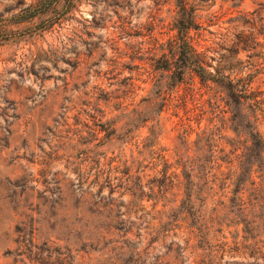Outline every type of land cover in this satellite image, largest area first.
I'll use <instances>...</instances> for the list:
<instances>
[{
    "label": "rangeland",
    "instance_id": "374dc122",
    "mask_svg": "<svg viewBox=\"0 0 264 264\" xmlns=\"http://www.w3.org/2000/svg\"><path fill=\"white\" fill-rule=\"evenodd\" d=\"M182 5L205 67L258 103L159 68ZM248 115L264 135V0H0V264H264L218 196L204 238L158 189Z\"/></svg>",
    "mask_w": 264,
    "mask_h": 264
},
{
    "label": "trees",
    "instance_id": "16d2710c",
    "mask_svg": "<svg viewBox=\"0 0 264 264\" xmlns=\"http://www.w3.org/2000/svg\"><path fill=\"white\" fill-rule=\"evenodd\" d=\"M195 26L192 10H187L185 5H182L178 13L177 34L174 37L175 52L171 58L163 52V64L159 68L165 71L173 68L170 78L174 85L182 82L189 71L198 77L200 82L210 81L221 86L227 92V104L236 105L239 111L242 107L258 103L254 98H250L247 83L239 84L238 80L211 72L205 67L200 60V52L192 44L189 35ZM246 99L251 101L247 105ZM235 121L237 125L233 130L237 138L227 141L230 148L224 156L190 158L187 164H182L179 174L169 173L163 167L159 172L161 179L158 189L165 193L171 187H180L178 208L186 213L198 235L204 238L210 233V224L195 207L196 204H207L211 197L218 196L220 206L223 209L227 207L233 213V218L242 225L244 239L251 241L249 247L253 252L264 255V186L256 181V178L264 177V135L250 115L243 116L241 120L232 118V122ZM202 137L199 134L196 142L203 141ZM163 159L164 156H160V160ZM180 174L183 180L179 178ZM229 223L230 219L224 222V225L229 226ZM234 244L236 246L238 242Z\"/></svg>",
    "mask_w": 264,
    "mask_h": 264
}]
</instances>
